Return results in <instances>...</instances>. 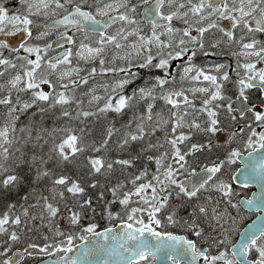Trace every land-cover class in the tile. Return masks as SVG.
Returning <instances> with one entry per match:
<instances>
[{
    "label": "snow or ice",
    "instance_id": "snow-or-ice-1",
    "mask_svg": "<svg viewBox=\"0 0 264 264\" xmlns=\"http://www.w3.org/2000/svg\"><path fill=\"white\" fill-rule=\"evenodd\" d=\"M257 175L264 0H0V264H264Z\"/></svg>",
    "mask_w": 264,
    "mask_h": 264
},
{
    "label": "flooded vegetation",
    "instance_id": "flooded-vegetation-1",
    "mask_svg": "<svg viewBox=\"0 0 264 264\" xmlns=\"http://www.w3.org/2000/svg\"><path fill=\"white\" fill-rule=\"evenodd\" d=\"M255 188H253L249 181V186L247 188H244V192L247 194V196H250V194L254 191ZM80 241H77V243ZM42 260L41 257H32V258H26L25 264H38V262Z\"/></svg>",
    "mask_w": 264,
    "mask_h": 264
},
{
    "label": "rangeland",
    "instance_id": "rangeland-1",
    "mask_svg": "<svg viewBox=\"0 0 264 264\" xmlns=\"http://www.w3.org/2000/svg\"><path fill=\"white\" fill-rule=\"evenodd\" d=\"M222 58H223V57H219L218 59H222ZM225 59H226V57L223 58V60H225ZM239 198H240V196L238 197L237 200H239ZM243 225H244V221H242V217H241V220H240V222H239V227L241 228Z\"/></svg>",
    "mask_w": 264,
    "mask_h": 264
}]
</instances>
